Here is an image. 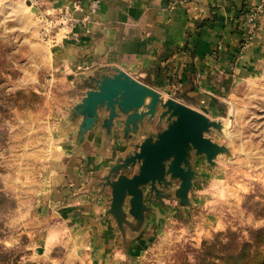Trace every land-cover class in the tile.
<instances>
[{
	"label": "crops",
	"instance_id": "obj_1",
	"mask_svg": "<svg viewBox=\"0 0 264 264\" xmlns=\"http://www.w3.org/2000/svg\"><path fill=\"white\" fill-rule=\"evenodd\" d=\"M23 1L55 25L49 92L60 111L51 126L57 133L45 152L47 177L37 207L43 224L38 229L40 243L66 248L88 264H133L154 233L183 208L172 197L174 188L166 198L145 194L150 210L137 223L126 196L124 215L117 216L124 221L122 230L109 213V181L122 172L114 170L135 145L148 136L155 138L166 124L156 125L155 119L133 133L132 125L116 119L108 125L109 113L102 110L82 134V117L73 114L74 107L87 91L96 89L101 77L121 70L164 99L173 98L223 125L241 93L264 92V8L252 38L239 50L244 35L235 30L236 20L258 0ZM65 13L72 19H54ZM244 85L254 87L249 91ZM216 135L211 130L206 136L216 142ZM193 167L198 176L187 207L203 205L207 187L213 185V170L204 157Z\"/></svg>",
	"mask_w": 264,
	"mask_h": 264
},
{
	"label": "rangeland",
	"instance_id": "obj_2",
	"mask_svg": "<svg viewBox=\"0 0 264 264\" xmlns=\"http://www.w3.org/2000/svg\"><path fill=\"white\" fill-rule=\"evenodd\" d=\"M22 2L0 0V264H88L40 243L45 152L60 111L49 92L55 25ZM222 123L207 199L194 207L175 201L179 216L133 264H249L252 255L264 264V92L241 93Z\"/></svg>",
	"mask_w": 264,
	"mask_h": 264
},
{
	"label": "water",
	"instance_id": "obj_3",
	"mask_svg": "<svg viewBox=\"0 0 264 264\" xmlns=\"http://www.w3.org/2000/svg\"><path fill=\"white\" fill-rule=\"evenodd\" d=\"M102 110L109 113L105 121L108 125L116 119L127 127L132 125L133 133L155 119L156 125L166 124L155 138L148 136L136 144L134 152L114 170L122 172L109 181L112 194L109 213L116 216L119 227L124 230V221L117 216L124 215L121 208L126 196L130 197V213L137 223L142 221L144 211L150 210L144 203L145 194L166 198L174 188L173 199L189 206L188 194L198 176L194 161L204 157L206 163L214 164L223 147L206 135L211 130L220 131L223 125L173 98L164 99L156 90L121 70L112 77H101L96 89L87 91L74 107L73 114L82 117V134L94 126Z\"/></svg>",
	"mask_w": 264,
	"mask_h": 264
},
{
	"label": "built area",
	"instance_id": "obj_4",
	"mask_svg": "<svg viewBox=\"0 0 264 264\" xmlns=\"http://www.w3.org/2000/svg\"><path fill=\"white\" fill-rule=\"evenodd\" d=\"M31 1L36 2L37 0H31ZM263 8H264V0H258L253 6H251L246 12L240 15L236 20L235 30H237V32L241 31L242 34L244 35L243 40L240 43L239 50H242L245 47V45L249 42V40L252 38L255 29L257 28L258 18L262 13ZM56 17L54 19H56L58 22H65L67 20L72 19L70 16L66 15V13L60 15L57 18ZM67 25L69 26L71 25V23H68ZM245 28H247V30H245Z\"/></svg>",
	"mask_w": 264,
	"mask_h": 264
},
{
	"label": "trees",
	"instance_id": "obj_5",
	"mask_svg": "<svg viewBox=\"0 0 264 264\" xmlns=\"http://www.w3.org/2000/svg\"><path fill=\"white\" fill-rule=\"evenodd\" d=\"M242 255H243L242 254V251H239V252L235 253V257H236L235 261L236 260H239ZM249 258H252L249 264H260L261 263V261L259 260V257L258 256H253L252 255ZM255 258H256V260H255Z\"/></svg>",
	"mask_w": 264,
	"mask_h": 264
}]
</instances>
